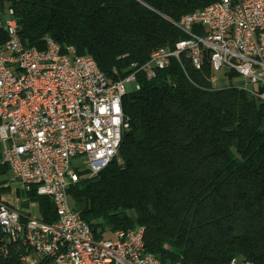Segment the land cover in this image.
<instances>
[{
    "label": "trees",
    "instance_id": "trees-1",
    "mask_svg": "<svg viewBox=\"0 0 264 264\" xmlns=\"http://www.w3.org/2000/svg\"><path fill=\"white\" fill-rule=\"evenodd\" d=\"M219 1L0 0V22L12 10L26 46L45 50L50 37L118 81L187 39L177 25L184 16ZM8 38L0 28V47ZM211 76L209 60L201 70L173 62L151 81L139 73L141 88L123 101L130 129L118 157L69 188L97 237L141 227L164 264H264V103L234 83L238 74L221 88ZM36 191L20 195L56 221L54 204ZM27 254L0 229V264H24Z\"/></svg>",
    "mask_w": 264,
    "mask_h": 264
},
{
    "label": "built area",
    "instance_id": "built-area-1",
    "mask_svg": "<svg viewBox=\"0 0 264 264\" xmlns=\"http://www.w3.org/2000/svg\"><path fill=\"white\" fill-rule=\"evenodd\" d=\"M177 25L187 39L156 50L145 64H133L126 78L111 81L91 56L79 55L73 46L50 37L45 50L26 46L12 10L0 22L9 36L0 47V161L24 193L36 188L56 213L49 223L32 209L21 213L24 202L37 205L26 196L17 199L19 207L0 200V229L8 243L26 248L24 264H164L147 251L141 227L113 231L114 239L106 233L97 237L72 205L69 188L118 157L130 129L126 85L139 90V73L151 81L173 62L183 66L186 60L201 70L209 60L215 87L216 73L227 68L244 79L240 87L264 103V0H220ZM230 264L255 263L234 258Z\"/></svg>",
    "mask_w": 264,
    "mask_h": 264
},
{
    "label": "rangeland",
    "instance_id": "rangeland-1",
    "mask_svg": "<svg viewBox=\"0 0 264 264\" xmlns=\"http://www.w3.org/2000/svg\"><path fill=\"white\" fill-rule=\"evenodd\" d=\"M226 73H229V70L227 68H222L220 72L216 73V76L220 80V82L217 85V88L224 87L223 85H221L222 81H226L227 82V85H225V86H228V84L230 83L228 81V78L225 76ZM234 83L236 85L237 84L238 85L239 84H243L244 85L245 81H244V79L242 77H240V78H236V80H234ZM247 86H249V88H252V85H247ZM126 87H127V90L129 92H131L134 89L135 85H134V83H130V84H127ZM4 172H6V173L0 175V192H2L4 194L5 193H7V194L9 193L10 194L11 193L10 187L6 188L5 185L6 184H10L15 189V187L17 188L19 186V183H18V181L15 180V177L12 175V173L6 171V169L4 170ZM16 195H17V193H16ZM14 196H15V194H14ZM19 196H21V195L18 194L16 197L20 198ZM0 200H1V198H0ZM71 203H72V205H74L72 199H71ZM23 205H25V204H23ZM78 206L81 209L84 208L85 202L79 203ZM42 214H43V203L39 202L37 204L36 208L33 209V216H36L37 218H41ZM113 234L114 233L112 231H109V232L106 233L105 238L106 239H114V235Z\"/></svg>",
    "mask_w": 264,
    "mask_h": 264
},
{
    "label": "crops",
    "instance_id": "crops-1",
    "mask_svg": "<svg viewBox=\"0 0 264 264\" xmlns=\"http://www.w3.org/2000/svg\"><path fill=\"white\" fill-rule=\"evenodd\" d=\"M4 170H5V166L4 165H2V163H1V161H0V175L1 174H4V173H6V172H4ZM8 172H10L9 170H7ZM17 181V180H16ZM19 183V182H18ZM5 187L7 188V187H10V189H11V193L9 194H7V193H2V196H1V200H3V201H5L7 204H9L10 206H13V207H19V203H18V197H16L18 194H20L21 192H22V185L19 183V186L16 188L15 187V189L10 185V184H6L5 185ZM16 193H17V195H16ZM14 194H15V196H14ZM19 197H23L22 195L21 196H19ZM24 203H26V202H24ZM23 203V204H24ZM37 203V202H36ZM21 205L20 207H19V210L21 211V213L22 214H26V212L28 211V210H30V209H32V215H33V209L34 208H31L30 207V205H28V206H25V205ZM38 204V203H37ZM37 206V205H36ZM36 208V207H35ZM42 216H43V214H42ZM36 217V216H35ZM40 219H42V217L40 218Z\"/></svg>",
    "mask_w": 264,
    "mask_h": 264
}]
</instances>
